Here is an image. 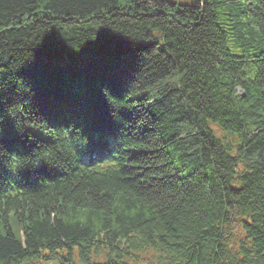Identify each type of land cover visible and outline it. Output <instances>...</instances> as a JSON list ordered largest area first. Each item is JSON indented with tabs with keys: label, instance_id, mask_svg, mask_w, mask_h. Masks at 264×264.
<instances>
[{
	"label": "trees",
	"instance_id": "16d2710c",
	"mask_svg": "<svg viewBox=\"0 0 264 264\" xmlns=\"http://www.w3.org/2000/svg\"><path fill=\"white\" fill-rule=\"evenodd\" d=\"M8 177L0 264H264V0H0Z\"/></svg>",
	"mask_w": 264,
	"mask_h": 264
},
{
	"label": "bare ground",
	"instance_id": "6f19581e",
	"mask_svg": "<svg viewBox=\"0 0 264 264\" xmlns=\"http://www.w3.org/2000/svg\"><path fill=\"white\" fill-rule=\"evenodd\" d=\"M87 135V133H85ZM85 135H81L84 137ZM69 138L68 134L64 135V140ZM105 141L100 140L97 144L92 145V148L85 154H83L78 160L74 161L73 164L69 165V169L72 173H74L75 177H84L90 178L92 176L105 175L108 171H110L114 162L106 157L100 155V148L104 145ZM21 151V150H20ZM50 155L47 152H42L40 154V158L36 161V163L41 164L43 167H48V172L51 171L52 165L49 163ZM9 181H11V177L0 180V186H5ZM15 184H18V181H14Z\"/></svg>",
	"mask_w": 264,
	"mask_h": 264
}]
</instances>
